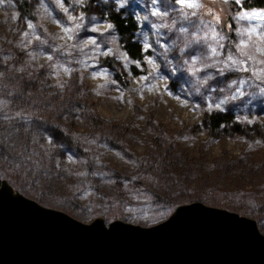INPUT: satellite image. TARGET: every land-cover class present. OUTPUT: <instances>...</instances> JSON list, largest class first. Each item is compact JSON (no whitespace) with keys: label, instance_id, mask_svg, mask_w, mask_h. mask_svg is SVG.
I'll use <instances>...</instances> for the list:
<instances>
[{"label":"rangeland","instance_id":"rangeland-1","mask_svg":"<svg viewBox=\"0 0 264 264\" xmlns=\"http://www.w3.org/2000/svg\"><path fill=\"white\" fill-rule=\"evenodd\" d=\"M20 1L0 2L5 35L21 53L16 66L0 68V97L21 96L48 111L59 105L56 125L67 118L84 131V116L64 99L82 83L100 119L126 124L128 133L124 145L113 134L88 138L97 171L91 177L100 180L91 185L76 177L88 174L78 173L76 151L63 150L47 129L45 143L44 135L26 134L25 124L0 106V179L11 178L15 184L6 181L22 195L84 223L99 216L105 224L150 226L173 210L152 201L153 174L139 171L135 159L157 162L173 145V158L188 175L182 174L178 199L198 198L253 218L263 231L264 10L246 9L242 0H27L30 17L21 14ZM107 6L134 17L140 59L122 50ZM38 68L46 72V90L29 94L22 72ZM229 107L249 133L214 134L202 123L204 112ZM224 161L230 177L239 175L241 191L222 188ZM106 168L138 184L124 180L117 188Z\"/></svg>","mask_w":264,"mask_h":264},{"label":"water","instance_id":"water-1","mask_svg":"<svg viewBox=\"0 0 264 264\" xmlns=\"http://www.w3.org/2000/svg\"><path fill=\"white\" fill-rule=\"evenodd\" d=\"M0 264H264L255 219L193 201L141 226L81 222L0 179Z\"/></svg>","mask_w":264,"mask_h":264},{"label":"trees","instance_id":"trees-1","mask_svg":"<svg viewBox=\"0 0 264 264\" xmlns=\"http://www.w3.org/2000/svg\"><path fill=\"white\" fill-rule=\"evenodd\" d=\"M242 6L246 9L264 10V0H242ZM19 8L22 15H28L32 17L27 0H21L19 3ZM105 14L106 20L114 30L122 50L131 59H140L142 57L143 48L141 44L135 39L137 22L135 21L134 17L129 13L123 12V10L108 8V6L105 10ZM80 17L82 18V20H85L87 18V14L85 12H82L80 14ZM3 22V17L0 14V57L8 54L5 63L0 64V68L9 69L10 67L17 65V60L21 53L18 51V46L10 42L8 36L5 35ZM22 73H24V76L21 80V83L27 86L29 90L27 92L29 94L39 88L46 90V72L42 68L34 69L31 71L24 69ZM12 82L13 81H11V83ZM50 82L51 80L49 81V83ZM54 85H56V83H54ZM64 97V99L66 100V105L71 107L73 104H75V107L84 116V131L77 127L75 125V122L70 121L67 118H65L64 122L56 125V121L59 118V115L56 114L57 107H61L59 105L54 106L56 107V109L52 108L50 111H48L46 110V107H43V105L33 104V106H31L32 103H30V100L22 98L21 96H11V94L6 93L5 96L0 97V101H2V104H0V106L2 107V112L14 113V120L17 123L25 124L26 134H40L42 136L44 135L45 143L47 129V132H51V135L54 137V139L63 146V150L71 149L73 152L76 151L77 153L75 152V155L77 158L76 165L78 167V173H80L82 169H87L86 172L88 171L87 175L77 174L76 177H85L88 184L93 185V181L99 182L100 180H98L99 177H91L92 173L97 171L92 168L93 166H95V164L90 159L91 157H94V155L91 156V154L89 153L90 151L86 149V141L88 140V138H90L91 140L92 137H95V135H99V133L100 135L113 134L116 140L121 142V145H124L126 140L125 138H127L126 134L128 133V131L126 130L127 127L126 124L116 125L100 119V117L97 115V111L95 110V104L88 95V88L82 83H78L76 85L73 95L70 92H67V95ZM72 99L77 101V103L73 102ZM202 123L208 128V131L210 133L214 134H219L220 132H223L225 130L228 132H242L244 134L249 133L247 131L248 126L235 121L230 107L227 109V111L204 112L202 116ZM152 148L156 149L155 145ZM147 149L146 154H144L145 156H148ZM173 150V145H171V147L167 150L166 148H164L161 152H159V154H161V157L157 159V162L151 160L152 164L149 163L148 160L146 161V159L144 158L135 159L140 166L139 171H142L143 174L145 171L152 172L153 174L150 178V180L154 178L151 180L152 185L149 188L150 191L147 190L152 196H154L152 201L158 203L157 205L159 208L162 207L161 209H168L169 213L179 203H185L194 200L192 198H188V196H184L183 200L178 199L179 197L177 198L176 192L178 191V188H181L182 185H185L182 184V174L186 173L185 171H181V165H178L179 163L174 160L172 155ZM155 158H158L157 154ZM225 162L226 161H224V167L221 170L223 172L221 173V175L223 176V178L225 177L224 182H222L223 185L221 184L222 188L226 190H233L235 188V190L241 191L242 188H240L239 186V175L236 176V178L238 177L237 179L230 177V173L232 171H230V169L228 171V167L227 165H225ZM99 167H102V165H100ZM106 169L108 171H113L109 179H113L111 183L117 188L123 187L124 180L126 185L128 182L133 183V185L138 184V181L132 182L128 177L125 176H122L123 178L119 180L117 177L120 176L117 175L116 171L109 168ZM99 175L100 174H98V176ZM176 176H180L181 178ZM187 176L188 175L186 174V178ZM5 178L9 183H14L12 182L13 180L11 181V178ZM186 178L184 177V179ZM82 180L83 179L79 181ZM122 193L123 195L125 194L124 192ZM186 198L188 199L185 200ZM195 200L197 201L199 199L197 198ZM261 230L264 231V228H262Z\"/></svg>","mask_w":264,"mask_h":264},{"label":"snow or ice","instance_id":"snow-or-ice-1","mask_svg":"<svg viewBox=\"0 0 264 264\" xmlns=\"http://www.w3.org/2000/svg\"><path fill=\"white\" fill-rule=\"evenodd\" d=\"M0 2H2V0H0ZM190 6H192V5H190ZM254 15H256V14H254ZM30 27H31V25H29Z\"/></svg>","mask_w":264,"mask_h":264}]
</instances>
